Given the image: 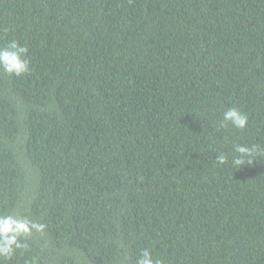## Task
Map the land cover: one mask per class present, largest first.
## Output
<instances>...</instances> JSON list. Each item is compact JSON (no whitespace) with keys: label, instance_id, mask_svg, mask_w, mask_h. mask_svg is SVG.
<instances>
[{"label":"trees","instance_id":"16d2710c","mask_svg":"<svg viewBox=\"0 0 264 264\" xmlns=\"http://www.w3.org/2000/svg\"><path fill=\"white\" fill-rule=\"evenodd\" d=\"M13 39L31 71L0 70V213L48 228L6 264H264V158L214 150L228 106L264 147V0H0Z\"/></svg>","mask_w":264,"mask_h":264},{"label":"clouds","instance_id":"9594fccd","mask_svg":"<svg viewBox=\"0 0 264 264\" xmlns=\"http://www.w3.org/2000/svg\"><path fill=\"white\" fill-rule=\"evenodd\" d=\"M28 47L21 45L16 40H11L7 45L0 47V70L10 76L22 77L28 74L30 60ZM198 116L202 114H197ZM218 129L226 133L223 144L219 148L216 159L217 166H229L232 170H241L251 166L257 158H264V147L259 144H247L241 137L249 129V116L239 107H224L220 116L215 120ZM239 133L241 136H237ZM232 137L231 139L229 137ZM228 151H222L227 148ZM48 228L44 222L30 218L28 215L16 213H0V264H6L15 257H22L29 251L28 240L34 234L43 235ZM29 264V262H25ZM30 264H36L33 259ZM135 264H162L159 259H154L150 249L145 248L137 257Z\"/></svg>","mask_w":264,"mask_h":264}]
</instances>
